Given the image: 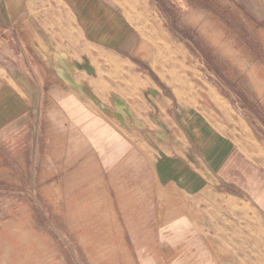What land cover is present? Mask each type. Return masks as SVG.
<instances>
[{
    "label": "rangeland",
    "instance_id": "1",
    "mask_svg": "<svg viewBox=\"0 0 264 264\" xmlns=\"http://www.w3.org/2000/svg\"><path fill=\"white\" fill-rule=\"evenodd\" d=\"M4 1L0 52L16 23L2 20ZM102 1L132 28L124 58L172 109L222 124L236 151L200 195L131 189L127 207L86 217L56 195L50 116L11 120L0 128V264H264V0ZM102 66L109 80L129 71ZM141 157L123 167L132 182Z\"/></svg>",
    "mask_w": 264,
    "mask_h": 264
},
{
    "label": "crops",
    "instance_id": "2",
    "mask_svg": "<svg viewBox=\"0 0 264 264\" xmlns=\"http://www.w3.org/2000/svg\"><path fill=\"white\" fill-rule=\"evenodd\" d=\"M1 4L2 20L16 23L11 46L3 49L15 56L0 52V128L23 116H50L51 161L61 165L56 195H72L74 211L93 217L113 206L122 209L131 189H162L187 198L222 181L235 140L205 111L172 109L157 83L124 58L132 28L109 4ZM103 63L129 71L109 80ZM139 153V176L132 182L123 167ZM128 183L135 185L128 189Z\"/></svg>",
    "mask_w": 264,
    "mask_h": 264
}]
</instances>
